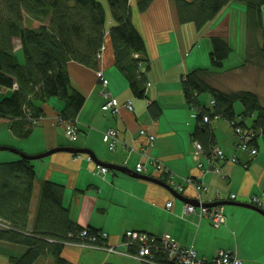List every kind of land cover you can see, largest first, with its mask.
I'll use <instances>...</instances> for the list:
<instances>
[{
  "label": "crops",
  "instance_id": "1",
  "mask_svg": "<svg viewBox=\"0 0 264 264\" xmlns=\"http://www.w3.org/2000/svg\"><path fill=\"white\" fill-rule=\"evenodd\" d=\"M131 3L134 7V0ZM235 7L237 6L227 7L215 22L211 21V24L200 30L195 29L192 23H184L180 27V39L170 35L175 26L168 0H153L145 13L134 14L133 20L143 36L146 53L150 57V66L146 71L145 99L132 96L126 78L113 65L114 54L108 36L97 64L104 83L98 82L97 70L69 61L66 67L71 85L85 98L75 118L79 130L76 144L68 142L63 124L58 121L62 101L56 98H49L40 104L43 115L27 137H21L16 132L20 127L19 123L0 119V147H10L27 155H39L52 148L65 146L86 148L93 152L99 162L124 167L131 174L135 173V166L141 162L145 167L143 176L154 177L167 185L165 173L160 169L156 170L151 164V159H156L174 174L175 182L183 184L181 191L169 186L176 197L163 186L134 178L128 173L107 169L103 174L97 170L96 162L87 160V154L75 156L65 151L54 152L50 156L31 160L36 175L30 203L31 221L40 198L41 183L48 179L64 186L62 206L68 208L70 218L84 228L104 231L108 236L106 244L117 247L118 250H127L122 245L123 233L135 230L152 234L158 239L168 237L183 247H192L197 257L204 261L211 260L216 251L222 249L233 252L242 264H264V216L258 211L236 205L217 204L224 209L226 220L218 228H213L206 217L200 218L196 213L186 214L183 211L185 203L203 205L229 201L246 204L250 203L252 197L263 194L264 146L259 138V147L254 157L242 152L234 142L232 130L235 123L231 124L223 119L211 121L209 134L212 139L208 146L220 148L226 156L234 155L237 162H219L216 163L218 171H202L203 168H208L210 158L204 151L200 158L193 155V142L196 140L194 130L199 126L197 111L185 103L180 83L181 77L187 74L190 67L208 66L207 37L210 33L217 32V29H223V23L232 49L223 66L230 62L234 65L215 71L210 82L218 90L250 87L247 76H240L237 81L228 77L227 81L233 83L222 85L221 82L225 81L218 77L229 73L234 75V70L244 62L246 27L243 22L236 34L232 16L239 9L236 10ZM14 45L18 49L19 41L15 40ZM193 47H196L198 53L188 61ZM237 62L241 63L236 64ZM260 83L262 82L259 85ZM2 93L0 89V98ZM9 93L8 91L6 94ZM258 94L261 98L259 90ZM107 98H114L120 107L118 113L112 115L104 111L102 106ZM210 100L211 96L207 94L198 99L206 109L211 108ZM127 101H131L132 111L123 107ZM152 103L160 109L157 115L151 112ZM236 108L234 105V112L241 114L242 108ZM235 120L240 123L239 119ZM251 121L252 118L243 122L250 126ZM109 129L117 132L118 140L113 151L108 150L102 140L104 132ZM141 129L153 136L154 140L149 142L147 136L140 135ZM142 152H146V156H141ZM19 158L12 151L0 149V162ZM198 163L202 166L198 167ZM184 179H189L191 184L184 183ZM197 182L203 183L207 188L199 196L193 185ZM231 194L235 195V201L228 198ZM260 197L261 204L257 207L264 210V194ZM168 202H172L170 208H166ZM26 249L25 245L0 241V264L8 263L10 257L22 256ZM62 256L75 264H144L123 254L95 251L67 243L63 247ZM51 262V258L46 257L37 259L34 264Z\"/></svg>",
  "mask_w": 264,
  "mask_h": 264
},
{
  "label": "trees",
  "instance_id": "2",
  "mask_svg": "<svg viewBox=\"0 0 264 264\" xmlns=\"http://www.w3.org/2000/svg\"><path fill=\"white\" fill-rule=\"evenodd\" d=\"M105 1L110 12V25L99 0H0V89L3 92L0 119L19 123L21 128L15 129L21 137L29 135L43 115L40 104L49 98L62 101L58 114L60 123H76L75 118L85 98L72 87L66 65L72 61L97 70L106 36L114 54L113 65L126 78L132 96L145 99L150 57L133 19L135 13H145L153 0H134V7L131 3L133 0ZM168 1L175 26L170 35L178 39L184 23H192L195 29L200 30L206 23L215 22L230 4L241 6L246 16V51L244 62L234 70V75L251 66L261 75L255 78L262 79L264 0ZM207 39L208 66L190 67L180 81L185 103L197 111L199 126L194 130L195 141L210 158L212 147L208 144L212 138L209 125L217 116L220 120L251 129L255 133L251 144L257 150L259 138L264 146V104L257 91H226L212 86L210 78L223 67L232 49L226 38V30L217 29ZM15 40L19 41L18 49L15 48ZM191 51L188 61L198 53L196 47ZM97 73L100 75L97 76ZM232 74L227 75L231 78L234 76H230ZM96 76L100 84L104 83L100 71L97 70ZM8 91L10 93L6 94ZM202 94L211 96L210 109L199 103ZM237 102L242 107L241 114L234 112ZM150 106L153 115H157L159 107L155 103ZM204 116L209 118L208 123L202 122ZM251 118V125L246 126L243 121ZM35 176L34 166L25 158L0 162V224L3 225L0 227V241L27 247L22 256L10 257L8 263L3 264H34L37 259L46 257L51 258V264H75L62 256L66 243H86L85 238L79 237L83 229L95 237L101 230L84 228L75 223L68 214V208L62 206L64 186L48 179L41 183L40 198L31 221L29 214ZM154 244L157 245L158 241ZM135 249L130 244L127 251L131 254L136 252ZM151 254L159 264H172L164 252L156 251L154 247Z\"/></svg>",
  "mask_w": 264,
  "mask_h": 264
},
{
  "label": "built area",
  "instance_id": "3",
  "mask_svg": "<svg viewBox=\"0 0 264 264\" xmlns=\"http://www.w3.org/2000/svg\"><path fill=\"white\" fill-rule=\"evenodd\" d=\"M100 73H97V76H99ZM212 103V102H211ZM123 107H126L129 111L132 110L131 102L127 101L124 103ZM104 110L110 111L112 114H116L119 112L120 107L117 106L114 98L107 99V101L103 104L102 107ZM218 119L217 116H214L211 121H216ZM203 123H208L209 118L207 116H204L202 119ZM64 131L67 139L72 142L77 139L78 131L76 130V123L72 122L64 125ZM234 134V142L240 148L242 152H247L249 155L254 156L257 153V150L253 148L252 142L255 138V133L252 132L251 129L247 127L241 128V126L237 125L236 123L233 126L232 130ZM116 130L109 129L103 134L102 140L105 141L107 144L108 150H113L115 147V143L118 140L116 135ZM140 135L147 136L149 139V142H152L154 140L153 136L146 133L144 130L139 131ZM194 147V156L200 158L199 156L203 152L202 146L197 141L193 142ZM141 156H146V152H142ZM210 163L207 166L208 168H203L202 171H218L219 167L216 165V163L219 162H228V163H236L237 159L233 155L226 156L223 152V150L219 149L218 147L212 148L210 152ZM87 159L90 160V157L87 156ZM152 166L159 171L162 170L163 173L166 175V183L170 186H172L175 190L181 191L182 189V183L179 184L175 182L174 174L169 171L168 169L164 168L160 162L156 159H151ZM202 165L198 163V167H201ZM97 169L101 173H106V168L101 167L97 165ZM135 173L143 174L145 172L144 164L139 162L134 168ZM184 183L191 184V181L189 179H184ZM194 185V189L197 192V195L203 191H207L206 186L201 182H197ZM264 194V190L262 192ZM261 194V195H263ZM261 195L252 197L250 203L253 205H260L261 204ZM197 196V197H198ZM228 198L232 201H235V195L231 194L228 196ZM172 202L166 203V208L171 207ZM224 209H222L221 205H214V206H206L199 204L196 206L195 204L191 203H185L183 207V211H185L186 214H193L196 213L200 218H208L209 221H211V225L213 228H218L225 224V216H224ZM3 226L0 224V227ZM124 240L122 242V245L125 246L128 250V247L130 244L134 245L136 247L135 253H129L127 250L122 251L118 250L117 247L107 245V234L104 231H98L97 236H91L86 233V229H83L79 233V237L85 238L87 240L86 243L81 244H74L79 245L84 248H91L93 250L97 251H104L106 253H112L116 255L123 254L125 256L133 257L140 263L144 264H159L157 261L154 260L153 255L151 254V250L154 247L156 251H161L162 253L165 252L168 254V261L172 264H242L241 260L235 256L233 252L230 250H222L219 249L216 251V255L211 260H202L197 257V254L194 252L192 247L182 246L176 241L170 240L168 237H162L161 239H158L156 236H153L152 234H148L146 232H139L135 230L125 231L123 233ZM99 239V240H98ZM98 241L97 244H95ZM156 241H158V244H154Z\"/></svg>",
  "mask_w": 264,
  "mask_h": 264
},
{
  "label": "water",
  "instance_id": "4",
  "mask_svg": "<svg viewBox=\"0 0 264 264\" xmlns=\"http://www.w3.org/2000/svg\"><path fill=\"white\" fill-rule=\"evenodd\" d=\"M0 149L7 150V151H12L13 153H15V154L19 155L20 157L25 158V159H27L29 161L36 160V159H41L42 157H46V156L52 155V153H54V152H62V151H65V152H68V153H71V154H73V153L82 154V155L83 154H87L90 157L91 161L92 162H96L99 166H102V167H105L107 169H111V170H114V171L117 170V171H120V172L126 173V174L128 173L132 177L137 178V179L139 178V179H143V180H146V181H151V182H153V183H155V184H157L159 186L160 185L163 186L166 190H168L170 193H172L173 195H175L177 197L176 193L172 189H170L169 186L166 185L162 180H158V179H156L154 177H145V176H143L141 174H135V173L131 174V173H129L128 169L126 170L124 167H121V166H118V165L115 166V165L109 164V163L99 162L95 158V155L93 154V152L88 150V149H86V148L81 149V148H78V147H75V146H73V147L65 146V147H60V148H52L51 150L43 152V153H41L39 155H27V154H24L21 151H17L16 149H13V148H10V147L9 148L0 147ZM217 204H221V205L230 204V205H233V206L236 205V206H240V207H243V208H250V209H253L256 212L258 211L259 213H261L264 216V210L262 208L255 207V206L251 205L250 203L244 204V203H239V202L225 201V202H218V203L214 202V204H204V205H206V206H214V205H217ZM195 205L198 206L197 203H195Z\"/></svg>",
  "mask_w": 264,
  "mask_h": 264
},
{
  "label": "rangeland",
  "instance_id": "5",
  "mask_svg": "<svg viewBox=\"0 0 264 264\" xmlns=\"http://www.w3.org/2000/svg\"><path fill=\"white\" fill-rule=\"evenodd\" d=\"M99 1H101L102 2V4H103V6H104V9H105V12L107 13V21L108 22H110V12L108 11V6H107V2L105 1V0H99ZM233 6H237V7H235V9L236 10H238L237 11V13H235L234 12V14H233V27L235 26L236 27V34L238 33V30L242 27V24H243V22H244V26H245V23H246V16H245V13H244V10L242 9V7L241 6H239L238 4L237 5H234V4H230L229 5V7H233ZM236 14H237V16H236ZM212 22L210 21V22H208L207 24H206V26L208 25V24H211ZM212 25H214V23L212 24ZM241 26V27H240ZM221 28H223V30H226V28H225V25L222 23V25H221ZM235 30V29H234ZM234 30L232 31V38L234 37ZM242 30H244V28H242ZM246 31V30H245ZM237 37V36H236ZM243 61V60H242ZM241 61V62H242ZM241 62H237L236 64H238V63H241ZM232 65H234L233 64V62H230L229 64H225V66H223V68H228L229 66H232ZM222 78V81H225V82H221V85L222 84H225V83H233V82H228L227 81V79H228V75H226V74H224V75H220ZM230 76H233V75H230ZM240 76H241V78L242 77H245V76H247V79L250 81V82H248L249 83V86H254V87H256L258 90H259V92H260V95L262 96L261 98H260V101L262 102V104H264V85L262 84L263 82H264V75H262L263 77H262V79H256L255 77H261V75H258V73H257V71L255 70V69H253V68H251V66L249 67V68H246V70H243V72L241 71V73L240 74H237V75H234L233 76V80L234 81H237L239 78H240ZM249 76V77H248ZM252 76H254V78H252ZM250 78H251V80H250ZM254 81H253V80ZM230 80V79H229ZM262 82V83H260V85H259V82ZM258 82V83H257ZM241 85V84H240ZM241 88H244V87H241ZM240 88V89H241ZM256 88H252V87H246V88H244V89H246V90H250V91H252V90H254V91H257L258 92V90H256ZM201 97H203V94L202 95H200ZM207 96H209V94H207ZM235 105L237 106V108L236 109H240V108H242L241 107V105H240V103H235ZM63 124V127H64V125H65V123H62ZM64 130V129H63ZM68 142H70V141H68ZM76 142L77 141H72V142H70V144L71 145H73V144H76ZM2 154H6V153H2ZM88 156V155H87ZM254 157V156H253ZM84 248V247H83ZM95 251H97V250H95Z\"/></svg>",
  "mask_w": 264,
  "mask_h": 264
},
{
  "label": "bare ground",
  "instance_id": "6",
  "mask_svg": "<svg viewBox=\"0 0 264 264\" xmlns=\"http://www.w3.org/2000/svg\"><path fill=\"white\" fill-rule=\"evenodd\" d=\"M198 143H199V142H198ZM219 149H220V148H219ZM104 168H105V167H104ZM135 174H137V173H135ZM138 174H139V173H138ZM141 175H142V174H141ZM167 185H168V184H167ZM168 186H169V185H168ZM251 205H253V204H251ZM254 206H256V205H254ZM257 206H260V205H257ZM257 206H256V207H257ZM164 254L166 255V258H167V260H168V254L165 253V252H164Z\"/></svg>",
  "mask_w": 264,
  "mask_h": 264
}]
</instances>
